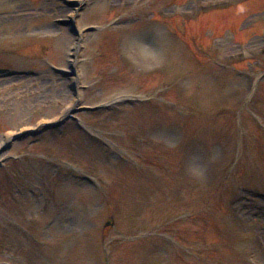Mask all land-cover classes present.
<instances>
[{"label": "rangeland", "instance_id": "1", "mask_svg": "<svg viewBox=\"0 0 264 264\" xmlns=\"http://www.w3.org/2000/svg\"><path fill=\"white\" fill-rule=\"evenodd\" d=\"M0 264H264V0H0Z\"/></svg>", "mask_w": 264, "mask_h": 264}, {"label": "bare ground", "instance_id": "2", "mask_svg": "<svg viewBox=\"0 0 264 264\" xmlns=\"http://www.w3.org/2000/svg\"><path fill=\"white\" fill-rule=\"evenodd\" d=\"M81 2V1H80ZM79 7V5H73L72 6V8H71V10H69L70 12H69V15L70 16H72V15H76V8H78ZM76 46V45H75ZM75 49L76 48H74V51H75ZM176 50V51H175ZM174 51H172V52H169V55H170V57H171V59H174V60H177L178 59V56H177V53H178V49H175ZM170 59V60H171ZM70 86H72L73 88H74V86L76 85V83H77V78H73L70 82ZM76 103H74V105H75ZM74 105L73 106H71V109L74 107ZM70 110V109H69ZM66 113H68V111H66Z\"/></svg>", "mask_w": 264, "mask_h": 264}, {"label": "water", "instance_id": "3", "mask_svg": "<svg viewBox=\"0 0 264 264\" xmlns=\"http://www.w3.org/2000/svg\"><path fill=\"white\" fill-rule=\"evenodd\" d=\"M25 135L33 136V135H35V132H34V131H29V132H26V133L20 134V135H18V136H15V137L12 139V142H15V141H19V140H21L22 138H24Z\"/></svg>", "mask_w": 264, "mask_h": 264}]
</instances>
